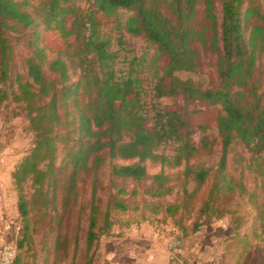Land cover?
Here are the masks:
<instances>
[{"label": "trees", "instance_id": "1", "mask_svg": "<svg viewBox=\"0 0 264 264\" xmlns=\"http://www.w3.org/2000/svg\"><path fill=\"white\" fill-rule=\"evenodd\" d=\"M59 1L49 0L39 10L31 0H0V101L11 95L14 101L24 103L34 132L29 153L11 172L19 189L17 208L23 221V238L18 247L23 248L26 237H31L41 222L46 227L43 244L48 251L57 257L69 255L71 238L67 226L77 201L76 185L83 175L92 177L87 250L99 237L95 230L99 219L105 233H109L114 223L112 213H125L132 208L119 196L125 193L124 187H117L119 180H150L145 193L160 198L174 188L163 165L182 167L183 195L189 194L188 182L195 185V195L208 182L210 169L201 162L190 163L204 150L190 138L193 115L202 108H189L194 102L218 108L215 128L221 143L218 168L199 198V211L212 209L221 197H231L237 189L240 195L253 197L254 192L246 188L242 177L238 180L226 171V157L234 144L249 148L256 153L249 168L264 184V86L256 66L257 58L264 52V0L245 7L246 0H93V8L85 16ZM120 9L128 12L122 23L124 30L142 36L166 58L154 85L155 96L181 95L183 99V105L158 110L150 126L142 114L138 81L130 76L114 77L113 54L108 51V41L98 34L94 13L112 15ZM69 13L75 15L70 30L64 24ZM40 25L44 30L56 28L62 36L79 37L82 30L89 31L78 50L82 58L76 81L71 78V62L60 52L47 57L46 48L38 43ZM9 32L17 33L16 39L21 35L28 38L31 48L25 58V75H16L17 88L10 92L6 84L12 54ZM205 56L214 57V76L207 86L178 77V72L196 71ZM208 128L198 125L201 131ZM166 141L176 143L172 156L156 151ZM58 152L63 153L60 159ZM146 161L160 164L161 170L149 177ZM106 162L117 194L109 197L102 210L94 200L97 172ZM27 179L33 189L29 198L21 192L22 182ZM129 194L135 196L137 190ZM148 206L153 214L158 213L160 205ZM179 208L166 203L162 211L173 218ZM137 218L135 223L150 219ZM20 259L15 252L10 264H20Z\"/></svg>", "mask_w": 264, "mask_h": 264}, {"label": "rangeland", "instance_id": "2", "mask_svg": "<svg viewBox=\"0 0 264 264\" xmlns=\"http://www.w3.org/2000/svg\"><path fill=\"white\" fill-rule=\"evenodd\" d=\"M47 2L49 0H31L33 7L39 10H42L43 4ZM92 2L93 0H60L59 4L73 8L78 15L85 16L87 11L93 8ZM258 2L260 0H246L243 7L247 3L257 4ZM217 13L220 18L219 6ZM127 15L128 12L123 9L112 15L96 11L94 18L97 22L99 37L108 41V51L113 54L114 77L120 79L130 76L138 81L137 90L142 114L147 119V125L150 126L158 110L172 109L173 104L183 105V99L181 95L160 98L155 96L154 85L162 74L161 69L166 63V58L159 55L155 47L145 38L140 35H131L124 30L122 23ZM74 20V14L66 15L64 23L66 29H71ZM84 21L86 22L85 17ZM39 29L41 38L38 43L46 48L47 57L60 52L68 62H71V78L76 81L80 74L78 62L82 58L78 50L83 47L84 37L89 31L82 30L80 36L76 37L75 34L62 36L56 28L44 30L43 25H40ZM8 34L12 54L6 84L10 92L17 88L16 75H25V58L29 55L31 48L28 38L21 35L16 39L17 33L9 32ZM90 56L91 54L88 57ZM212 60H214L213 56H205L202 65L196 71H181L177 75L180 79H190L197 85L205 87L214 76ZM256 66L261 74V85L264 86V52L257 58ZM198 105L202 108L193 115L191 125L193 133L190 138L194 144L204 150L191 159L190 163L201 162L210 169L206 185L193 195L195 185L188 182L189 194L183 195L182 177L180 176L182 167L166 165H163V170L170 176L174 188L172 193L160 198H151L145 193L150 180L144 182L119 180L117 187L125 188V193L119 196L125 198L132 208L125 213H112L114 223L109 233H105L103 222L99 219L95 227L99 237L87 250L86 232L91 204L92 177L83 175L76 185L77 201L72 206L69 227L67 226L71 238L69 255L57 257L48 251L47 245L43 244L46 227L41 222L36 225L37 231L32 232L31 237H26L23 248L18 247V241L23 238L21 230L23 221L17 208L19 189L11 178V172L29 153L34 141V132L29 125L24 103L14 101L11 95L0 101V181L5 182L6 179L9 188V201L4 215L6 221L3 222L0 233V255L2 247L6 244L13 246L16 254H20V264H108L107 260L115 248L110 241L118 236L131 235V232H135V227L141 224L143 232L152 234L158 240L157 243L161 242L166 247L167 257L171 264H264V184L260 177L249 168L251 157H255L256 153L242 144H234L226 157V171L238 180L242 177L246 188L254 192L253 197L240 195L237 189L231 197L229 195L221 197V201L215 202L212 209L199 211V198L213 181L218 168L221 143L215 128L219 114L218 108L199 102L190 104L189 108ZM201 124L208 125L210 128L201 131L198 129V125ZM175 146L176 143L172 141L162 142L156 151L172 156L175 153ZM62 154L58 152V159ZM132 161L116 160L115 162L129 163ZM145 165L149 177L158 173L162 168L160 164L150 161H146ZM97 180L94 203L103 210L109 197L117 194V187L115 188L110 180L108 162L100 167ZM30 185L29 179L22 182L21 192L27 198L33 192ZM133 189L137 190V195L130 196L129 193ZM152 203L160 205L157 214L147 209ZM166 203L177 204L180 207L173 218L166 217L162 211ZM135 205H138L136 209L133 208ZM141 216L150 219L135 223L137 217L141 218ZM177 236H180V241H177ZM122 257L120 262H126Z\"/></svg>", "mask_w": 264, "mask_h": 264}, {"label": "crops", "instance_id": "3", "mask_svg": "<svg viewBox=\"0 0 264 264\" xmlns=\"http://www.w3.org/2000/svg\"><path fill=\"white\" fill-rule=\"evenodd\" d=\"M6 182V179L5 182L0 181V233L2 230V225H4L6 221L4 215L6 213V207L9 201V188ZM135 228V232H131V235L127 234L118 236L116 239L110 241L112 245H115V248L113 250V253L111 252V256H109V260H107V263L171 264L167 257L166 247H164L161 242L157 243L158 240H156V238L152 234L143 232L141 224H139V226H136ZM129 239H131V241H128ZM121 257L126 262H120Z\"/></svg>", "mask_w": 264, "mask_h": 264}, {"label": "built area", "instance_id": "4", "mask_svg": "<svg viewBox=\"0 0 264 264\" xmlns=\"http://www.w3.org/2000/svg\"><path fill=\"white\" fill-rule=\"evenodd\" d=\"M15 254V248L11 245H6L2 247L0 255V264H10Z\"/></svg>", "mask_w": 264, "mask_h": 264}]
</instances>
